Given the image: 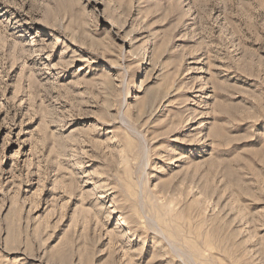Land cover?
Wrapping results in <instances>:
<instances>
[{"label":"rangeland","instance_id":"obj_1","mask_svg":"<svg viewBox=\"0 0 264 264\" xmlns=\"http://www.w3.org/2000/svg\"><path fill=\"white\" fill-rule=\"evenodd\" d=\"M0 264H264V0H0Z\"/></svg>","mask_w":264,"mask_h":264},{"label":"bare ground","instance_id":"obj_2","mask_svg":"<svg viewBox=\"0 0 264 264\" xmlns=\"http://www.w3.org/2000/svg\"><path fill=\"white\" fill-rule=\"evenodd\" d=\"M128 234L133 235L134 233L132 234L131 232H129ZM126 236L128 237L129 235H126Z\"/></svg>","mask_w":264,"mask_h":264}]
</instances>
